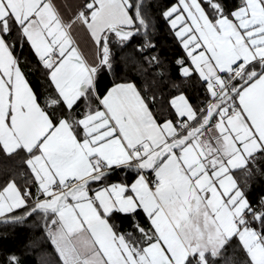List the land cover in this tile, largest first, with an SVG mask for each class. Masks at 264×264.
Wrapping results in <instances>:
<instances>
[{
    "label": "snow or ice",
    "instance_id": "snow-or-ice-1",
    "mask_svg": "<svg viewBox=\"0 0 264 264\" xmlns=\"http://www.w3.org/2000/svg\"><path fill=\"white\" fill-rule=\"evenodd\" d=\"M158 10L185 54L179 75L204 88L197 105L178 91L171 111L152 110L148 77L165 71L145 0H0V224L37 216L58 264H264V195L246 191L264 171V0ZM136 36L127 58L143 88L113 81L101 95L113 49ZM17 42L44 75L40 95ZM117 170L135 178L108 182Z\"/></svg>",
    "mask_w": 264,
    "mask_h": 264
},
{
    "label": "trees",
    "instance_id": "trees-1",
    "mask_svg": "<svg viewBox=\"0 0 264 264\" xmlns=\"http://www.w3.org/2000/svg\"><path fill=\"white\" fill-rule=\"evenodd\" d=\"M150 6V17L155 25L154 29H149L152 41L156 45L153 51H159L162 60V69L165 71L163 77H156L155 83H152L153 77L149 75V88L151 92H155L157 101L151 105L152 110L159 112L161 110L171 111L168 101L171 96L178 94V91H183L189 102L197 105L199 101L204 99V88L196 76L191 79L182 78L179 75V70L174 64L177 57L185 55L178 41L171 33L166 21L161 18L158 10L159 6H164L175 2V0H145ZM238 3V0H233ZM142 36H136L132 39L128 46L120 50L114 48L113 69L109 73L104 69L99 74L98 89L101 95L107 87L111 86L113 81L123 82L131 80L138 86L143 88L144 80L137 75L135 66L128 54L138 42H142ZM151 55L152 53H146ZM14 55L21 61L20 66L26 74L33 89L40 95L46 87V82L43 73L37 65V59L30 50L29 45L25 42L23 47L17 42ZM155 71V69H153ZM173 83L177 86L173 88ZM264 169V163L261 164ZM238 177L240 173L236 174ZM10 178V177H8ZM134 175L126 174L124 170H117L113 175L108 177V182L118 180H127L131 182ZM5 179L4 172L0 168V183ZM20 184L24 183L25 178L17 177ZM250 187L246 188L249 199L253 202L259 195H264V171L254 175L249 181ZM19 214V213H18ZM137 219L144 222V216L141 212L137 213ZM130 217H115L114 222L120 225L121 230L130 229ZM9 253H15L21 259V264H58V256L56 255L50 241L44 235L43 224L38 221L37 216H33L20 224H0V260H3Z\"/></svg>",
    "mask_w": 264,
    "mask_h": 264
},
{
    "label": "crops",
    "instance_id": "crops-1",
    "mask_svg": "<svg viewBox=\"0 0 264 264\" xmlns=\"http://www.w3.org/2000/svg\"><path fill=\"white\" fill-rule=\"evenodd\" d=\"M55 2L59 5L71 4L73 0H55ZM61 11L66 12V9H61ZM77 40L81 45H86L88 41V37L84 33H78L76 36ZM22 68V67H21ZM23 70V69H22Z\"/></svg>",
    "mask_w": 264,
    "mask_h": 264
}]
</instances>
